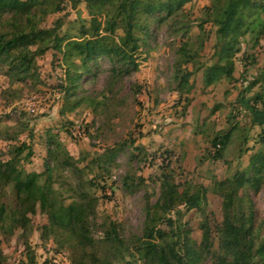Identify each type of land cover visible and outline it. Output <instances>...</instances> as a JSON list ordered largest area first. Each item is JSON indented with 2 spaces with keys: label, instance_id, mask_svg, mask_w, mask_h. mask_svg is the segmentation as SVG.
I'll use <instances>...</instances> for the list:
<instances>
[{
  "label": "rangeland",
  "instance_id": "1",
  "mask_svg": "<svg viewBox=\"0 0 264 264\" xmlns=\"http://www.w3.org/2000/svg\"><path fill=\"white\" fill-rule=\"evenodd\" d=\"M211 5L212 0H190L165 23L151 20L150 37L135 54V68L122 76L113 75L110 62L99 57L92 74L84 75L72 96L65 97L58 86L63 79L61 54L52 48L36 56L33 78L17 80L5 74V67L0 69V161L10 157V145L25 142L31 144L34 156L24 168L43 174L47 160L44 134L51 130L76 167L60 163L53 176L54 188L67 202L77 199L79 190L97 197V224L112 221L125 237L139 235L145 206H152L160 196L163 171L179 190L183 183L208 187L201 209L220 219L221 199L211 189L213 179L247 171L264 151L259 141L264 134V115L252 116L237 100L249 82L259 81L251 92L243 94L244 99L260 87L264 89V28L257 43L255 33L240 39V50L234 57L236 81L222 78L206 86L201 69L217 59L213 55L216 26L209 16ZM62 6V11L46 16L43 27L51 28L59 22L62 34L89 20L85 4ZM263 19L252 26H260ZM183 41L196 52L195 65L200 70L191 76L190 90L180 93L172 72ZM230 128L233 133L222 158H208L210 139ZM72 130L79 131L77 138L71 135ZM111 152L113 156L104 163ZM125 177H129L127 183L133 180L131 187L122 186ZM258 177L256 185L247 182L244 187L256 219L261 220L264 174ZM2 203L8 212L16 205V193L9 185L0 187ZM166 215L173 220L176 217L175 211ZM29 219L26 229L11 226L6 232L0 230L2 264H25L26 241L36 264H70L72 253L67 245L43 232L46 215L37 209ZM201 219L202 212L195 208L181 216L183 231L197 243L201 240ZM95 228L97 235L100 226ZM212 243V249L216 248L215 235ZM204 264H211L210 259Z\"/></svg>",
  "mask_w": 264,
  "mask_h": 264
},
{
  "label": "trees",
  "instance_id": "2",
  "mask_svg": "<svg viewBox=\"0 0 264 264\" xmlns=\"http://www.w3.org/2000/svg\"><path fill=\"white\" fill-rule=\"evenodd\" d=\"M189 1L0 0V69L5 67V74L17 80L33 78L36 56L52 48L61 54L63 79L58 86L65 97L75 95L82 78L92 74L99 57L110 62L113 75L128 74L136 67L135 54L150 37V21L165 23ZM63 3L72 8L85 4L89 15L87 23L82 21L74 30L62 34L59 22L51 28L43 27L46 16L62 11ZM208 9L210 20L216 26L213 55L217 59L201 69L204 84L209 86L222 78L235 82L234 57L240 50V39L249 32L255 33L257 43L263 34L264 19L260 26L252 25L264 18V0H212ZM195 54L188 41H183L177 49L172 78L180 93L190 90V78L200 70L195 65ZM258 82H249L237 98L252 116L264 115L263 88L244 99L245 93L251 92ZM232 133L233 128H230L210 139L208 158H222ZM44 135L46 159L52 161V165L46 160L43 174L24 168L34 156L31 144L25 142L10 145V157L0 161V187L9 185L16 193V205L11 212L0 204L2 232L11 226L26 229L29 216L38 209L47 218L43 232L60 238L71 251L70 264H204L208 258L211 264H264V218L256 219L253 203L244 187L247 182L256 185L258 175L264 174V151L259 152L247 171L223 180L213 179L211 189L221 199L220 219L213 212L205 214L201 209L208 187L183 183L179 190L173 178L163 171L160 196L152 206H145L141 233L125 237L112 221L97 224V197L79 190L77 199L67 202L54 188L55 168L61 163L76 169L75 161L64 150L56 133L46 130ZM259 141L264 144V134ZM112 156V152L107 154L104 163ZM128 178L122 180L124 188L134 183L132 179L127 183ZM194 208L202 212L198 224L200 243L183 231L185 227L181 225L184 211ZM170 211H175L174 220L166 215ZM95 226H100L97 235ZM213 235L217 238V247L212 249ZM25 245V264H36L27 241ZM2 260L0 252V264Z\"/></svg>",
  "mask_w": 264,
  "mask_h": 264
},
{
  "label": "built area",
  "instance_id": "3",
  "mask_svg": "<svg viewBox=\"0 0 264 264\" xmlns=\"http://www.w3.org/2000/svg\"><path fill=\"white\" fill-rule=\"evenodd\" d=\"M71 135L73 136V138H77L79 136V131L78 130H72L71 131Z\"/></svg>",
  "mask_w": 264,
  "mask_h": 264
}]
</instances>
